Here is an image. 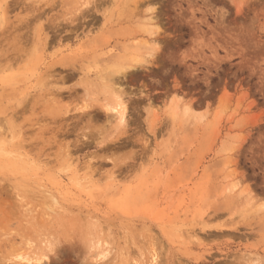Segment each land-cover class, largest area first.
<instances>
[{"label": "rangeland", "instance_id": "rangeland-1", "mask_svg": "<svg viewBox=\"0 0 264 264\" xmlns=\"http://www.w3.org/2000/svg\"><path fill=\"white\" fill-rule=\"evenodd\" d=\"M0 264H264V0H0Z\"/></svg>", "mask_w": 264, "mask_h": 264}, {"label": "bare ground", "instance_id": "bare-ground-1", "mask_svg": "<svg viewBox=\"0 0 264 264\" xmlns=\"http://www.w3.org/2000/svg\"><path fill=\"white\" fill-rule=\"evenodd\" d=\"M108 110H110L111 112L112 111H114V113H115V109L114 108H110V109H108ZM122 113H123V111H122ZM123 115V114H122ZM47 258V257H46ZM98 260V259H97ZM96 261V260H95Z\"/></svg>", "mask_w": 264, "mask_h": 264}]
</instances>
